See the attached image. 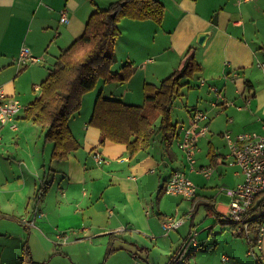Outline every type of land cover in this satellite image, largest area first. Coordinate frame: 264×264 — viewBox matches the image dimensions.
Instances as JSON below:
<instances>
[{
	"label": "crops",
	"instance_id": "1",
	"mask_svg": "<svg viewBox=\"0 0 264 264\" xmlns=\"http://www.w3.org/2000/svg\"><path fill=\"white\" fill-rule=\"evenodd\" d=\"M115 1L121 0H0V85L20 104L23 98L32 97L17 114L15 130L8 124L0 126V236L17 237L38 250L37 245L48 248L41 249L43 253L53 244L79 243L102 252L103 246L111 243L117 254L145 257L153 256L151 249L160 239H169L170 250L163 253L172 257L192 232L194 216L183 217L190 221L183 235L180 225L184 220L175 228V238L174 230L163 233L162 220L181 214L186 206L178 198L175 208L167 206L170 193L164 192V186L171 172L182 170L197 186L195 210L198 203L209 202L215 212L228 217L230 199L225 189L243 180L237 166L227 165L223 154L218 156L215 167L232 168L231 182L224 179L226 171L220 170L217 180L225 183L216 194L207 195L214 182L213 172L206 178L196 168L192 170L183 152L173 149L174 136L166 150L160 133H154L148 147L133 155L124 143L106 140L100 145L99 129L88 124L92 94H84L80 108L68 120L78 147L62 159L52 157L53 142L45 139V129L24 117L26 108L40 94L34 80L44 79L49 72L41 67L54 64L58 54L82 35L92 12ZM158 1L164 7L160 22L129 17L118 20L115 57L134 72L122 83L121 94L103 96L141 105L144 83L168 76L191 49L200 69L182 80L175 99L184 94V89L192 96L182 102L183 113L175 122L172 104L171 122L188 125L194 110L205 111L209 132L198 139L197 148L206 141L215 155L214 138L217 135L223 139L225 131L264 134V0ZM63 10L67 22L60 21ZM201 33L207 34L202 45L197 42ZM22 47L44 63L40 65L39 60L19 65L17 57ZM22 76L31 80L32 91L39 92L34 98L28 90H20ZM154 128H158V121ZM199 151L202 156V149L196 153ZM95 153L102 158L101 163L94 158ZM208 213L214 215V224L220 222L222 229L229 225L234 232L235 224L229 218L217 220L214 213ZM199 238L198 232L197 244L184 250L188 259L203 244ZM152 243L155 245L149 249ZM256 247L264 254V236ZM237 248L240 246L222 252L218 264H241V256H234Z\"/></svg>",
	"mask_w": 264,
	"mask_h": 264
},
{
	"label": "trees",
	"instance_id": "2",
	"mask_svg": "<svg viewBox=\"0 0 264 264\" xmlns=\"http://www.w3.org/2000/svg\"><path fill=\"white\" fill-rule=\"evenodd\" d=\"M163 10L164 7L158 0L112 2L107 8L92 12L82 35L57 56L53 68L39 84L40 94L24 111L26 119L45 129V139L53 142V158L62 159L69 151L78 147L69 129L68 120L80 108L83 93L92 90L101 77L105 82L123 83L133 75L134 68L130 65H123L115 74L109 71L116 60L114 39L119 34L118 20L129 17L149 18L160 22ZM112 13L115 15L112 16ZM199 69L194 51L187 50L179 67L159 85L144 83V101L141 105L127 104L120 99L103 96L100 92L95 98L88 121L90 126L99 129L100 145L106 140L124 143L129 154L133 155L148 147L154 133H160L165 149L169 150L177 126L171 122V106L182 80L191 78ZM156 121L157 129L154 128ZM212 152L210 159L216 163L218 156ZM204 204L216 215L217 220L228 218L215 212L209 202ZM262 218L264 216L253 218L252 227L255 232L252 242L248 241L250 252L256 244L255 227L264 222ZM111 251L112 244L109 243L107 252ZM168 264L187 263L173 259Z\"/></svg>",
	"mask_w": 264,
	"mask_h": 264
},
{
	"label": "rangeland",
	"instance_id": "3",
	"mask_svg": "<svg viewBox=\"0 0 264 264\" xmlns=\"http://www.w3.org/2000/svg\"><path fill=\"white\" fill-rule=\"evenodd\" d=\"M84 50V47H82V50ZM59 55V54H58ZM122 61L115 60V62L111 65L109 71L111 74H115L116 72L120 71L122 64ZM44 60H40L39 64H43ZM51 63V62H50ZM47 64L46 67L43 68L44 72L45 70L51 71L54 64ZM29 64V63H28ZM32 66L30 64L27 67V70ZM160 69V68H159ZM157 69V70H159ZM26 70V69H25ZM49 73V72H48ZM48 75V74H47ZM37 77V76H36ZM45 77V76H44ZM167 76L160 78L157 80L155 85H159L160 82L166 78ZM40 79L43 78H36L34 80V83L39 86ZM31 80L27 77H21L19 87L21 91H27L29 94L33 95V98L39 94L38 91L34 92L31 90L30 85ZM121 85L122 83L107 81L105 82L104 78H100L97 80V83L95 87L92 90L86 91L81 96V100L84 96V94H92L94 96L93 104L95 101V98L97 97L96 94H99L100 92L104 95L108 94H121ZM184 94L178 97L179 99H174L173 106H172V119L175 122V120H179L181 117L183 111V103L188 101V97L191 98L192 94H188L189 90L184 89ZM139 93V92H138ZM135 94V93H134ZM139 94H142L140 92ZM29 95V96H32ZM204 95V94H201ZM96 96V97H95ZM118 97V96H116ZM32 99V97H30ZM29 97L23 98L21 100L22 107H26L28 105ZM143 101H144V95H143ZM143 101L141 104H143ZM92 104V108H93ZM221 110V109H219ZM216 111V109H215ZM216 119V118H215ZM201 137L199 141L202 139ZM199 143V142H198ZM204 147H203V146ZM199 144L198 148L199 150L202 149V156H200V151L195 154L196 158V166L199 164H212L213 167V175L212 180L214 181L210 186L211 190L209 189V192L207 195H214L217 193V190L220 188L219 186H222L223 183L221 180L218 179V175L220 170L226 171V174L224 175V179L231 182V169L232 168H224V167H218L214 163H210V155H213V148L206 144V141H204L203 144ZM226 143L223 141L222 138L218 137L217 135L214 138V150L217 154V156H220L221 154L225 155L227 154V147L225 146ZM173 149L177 153L182 152L179 150V148L176 146L175 143L172 144ZM225 169V170H224ZM226 181V182H227ZM42 193V190H39ZM211 191V194H209ZM41 193H39V197L41 196ZM196 197V196H195ZM178 198L179 202H183L186 206L184 208H181V214L179 215H168L166 218L162 220L166 221L169 217L173 218H183L190 215H193V222L194 225L192 227V232L195 230L197 232L196 239L198 240V232L199 235L201 234L200 241H204L202 245H200L199 249L194 253V256H191L188 259V256H184V253L180 254V246L176 248L175 254L172 252V257L165 256L163 251H169L170 248L168 247L170 241L169 239H160L157 242V247H155L153 250L151 249L155 244H150V248L153 256H127V253L125 256L122 254H117L118 250L107 252V244L103 246V251L99 252V249L91 247L87 245L86 243H79V244H67L66 246L59 245V244H53V246L43 253L41 249H48L43 248L41 245H37V247L40 249L38 250L34 245H31L27 241L21 242L17 237L15 239L9 238L7 236H0V264H168L173 259L176 261H183L187 264H218V257L221 255L222 252H224L226 249L230 247H237L240 246V248H237V253L234 254V256H241L242 263L241 264H264V258H260V256H264L260 250L257 249L256 246H259L257 243L252 246V252L248 254L249 249V243L248 240L244 236H239L234 234L233 229L229 230V225L226 226V229H222V226L219 223L214 224V215H211L208 213V209L205 204L198 203L197 209L195 210V204L199 200H191V199H185L181 195H173L170 193L167 197V206L171 207V209L177 206V202L175 201ZM176 205V206H175ZM185 211V215H183V212ZM184 220V218H183ZM183 222V221H182ZM189 217L184 220L182 225H180V232L183 235L182 231L184 230L185 226L189 225ZM162 228V227H161ZM198 229V230H197ZM163 233H166L164 229ZM172 234H174L172 237L175 238L177 236V232L175 229ZM212 232V233H211ZM255 232V231H254ZM209 237V239L204 240L205 238ZM172 239V238H171ZM215 239L218 240V244H215ZM228 240V241H226ZM183 241V240H182ZM66 243L65 241H63ZM63 243V244H64ZM162 252V253H161ZM34 254L35 256H32ZM100 254V255H99ZM232 256V254H230ZM258 259V261H257Z\"/></svg>",
	"mask_w": 264,
	"mask_h": 264
},
{
	"label": "built area",
	"instance_id": "4",
	"mask_svg": "<svg viewBox=\"0 0 264 264\" xmlns=\"http://www.w3.org/2000/svg\"><path fill=\"white\" fill-rule=\"evenodd\" d=\"M67 20L66 11L63 10L60 14V21L67 22ZM39 60L40 58L32 55L27 47H22L17 57V63L21 66L27 62ZM213 89L218 90V88ZM21 108L20 102L17 99L9 98L0 85V126L8 124L12 130H15L16 116ZM208 122L207 113L196 109L190 117L189 124H180L174 134L176 145L185 155L190 168L192 170L196 168L206 178L212 174L213 167L211 165L196 166L195 154L198 150V139L209 132ZM222 136L228 151L223 156L224 162L229 166H237L243 175V180L236 186L225 189V193L230 199L227 216L235 224L234 234L244 236L249 242H252L254 239L253 218L264 216V134L255 132L232 134L230 131H225ZM93 156L97 162L103 161L100 155L95 153ZM164 192L180 194L193 200L197 193V186L186 177L182 170L176 169L171 172L166 181ZM251 210L252 212H249ZM182 221V218L169 217L162 222V227L165 231L175 229ZM255 229L257 231L256 243L260 245L261 238L264 236V222L256 226ZM196 236L197 232L194 230L184 239L180 246V254L189 245L197 244Z\"/></svg>",
	"mask_w": 264,
	"mask_h": 264
},
{
	"label": "water",
	"instance_id": "5",
	"mask_svg": "<svg viewBox=\"0 0 264 264\" xmlns=\"http://www.w3.org/2000/svg\"><path fill=\"white\" fill-rule=\"evenodd\" d=\"M114 15L115 14L112 13V16H114ZM206 36H207V34H205V33L199 34L198 39H197V42L202 45L203 42H204V40H205V38H206Z\"/></svg>",
	"mask_w": 264,
	"mask_h": 264
}]
</instances>
